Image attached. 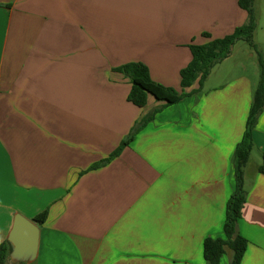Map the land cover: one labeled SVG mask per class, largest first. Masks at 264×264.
Listing matches in <instances>:
<instances>
[{"label":"crops","instance_id":"0c3cea01","mask_svg":"<svg viewBox=\"0 0 264 264\" xmlns=\"http://www.w3.org/2000/svg\"><path fill=\"white\" fill-rule=\"evenodd\" d=\"M255 9L262 18L264 0ZM247 18L239 0H0V243L16 214L48 210L30 264H207L204 241L223 237L235 191L257 55L245 51L252 75L242 65L213 84L212 72L171 106L149 97L136 107L115 70L142 63L152 81L182 93L190 46ZM155 110L118 157L92 169ZM253 141L240 264H264V111ZM228 251L220 264H231Z\"/></svg>","mask_w":264,"mask_h":264},{"label":"trees","instance_id":"16d2710c","mask_svg":"<svg viewBox=\"0 0 264 264\" xmlns=\"http://www.w3.org/2000/svg\"><path fill=\"white\" fill-rule=\"evenodd\" d=\"M256 0H239L241 9L247 12L248 18L245 25L237 28L231 35L222 39L210 40L205 45H191L192 60L186 68L180 72V86L182 93L173 88H167L151 80L148 68L142 63H129L117 68L115 71L129 79L131 90L128 101L139 108L148 104L149 97L165 106L178 104L188 96L184 90L190 89L198 82L199 88L190 92V95L201 92L202 87L209 77L212 69L227 59L236 43H247L257 55L260 66V79L255 90L253 103L247 118L245 132L238 144L234 158L233 169L235 179V191L226 206L225 222L222 238H207L203 244V256L207 264H220L226 252L233 253L231 264H240L247 248V241L238 232V223L241 219L242 208L246 202L247 191L245 189V168L255 149L253 131L257 125L259 116L264 111V55L253 43L258 27V15L255 9ZM205 37H209L206 34ZM157 111L145 116L132 130L129 137L120 145L118 150L102 163L96 164V169L112 159L118 157L123 149L129 145L134 136L148 123L153 121ZM258 172L264 175V155ZM48 218V210L35 216L32 221L42 226ZM9 246L6 241L0 243V264L8 263Z\"/></svg>","mask_w":264,"mask_h":264},{"label":"water","instance_id":"95a60500","mask_svg":"<svg viewBox=\"0 0 264 264\" xmlns=\"http://www.w3.org/2000/svg\"><path fill=\"white\" fill-rule=\"evenodd\" d=\"M40 229L32 220L16 214L6 242L11 264H30L38 254Z\"/></svg>","mask_w":264,"mask_h":264},{"label":"rangeland","instance_id":"374dc122","mask_svg":"<svg viewBox=\"0 0 264 264\" xmlns=\"http://www.w3.org/2000/svg\"><path fill=\"white\" fill-rule=\"evenodd\" d=\"M253 43L258 47V49L264 55V14L262 15V18L258 19V27L253 39ZM234 48L235 49H234L233 57H231L225 63L221 62L222 65L218 64L215 66V68L212 69L211 73L213 72V75L211 77L210 82H212L213 84H218L220 81H223V79L229 78L233 75H239L241 73L240 66L242 65L248 67L249 75L253 74L252 72L253 68L251 65L252 61L245 56L246 55L245 51L249 52V50H251L254 53V50H252L251 47L243 41L237 43L234 46Z\"/></svg>","mask_w":264,"mask_h":264}]
</instances>
